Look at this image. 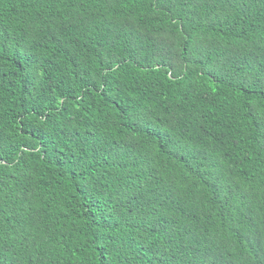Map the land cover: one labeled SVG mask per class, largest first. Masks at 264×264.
<instances>
[{
    "label": "trees",
    "instance_id": "trees-1",
    "mask_svg": "<svg viewBox=\"0 0 264 264\" xmlns=\"http://www.w3.org/2000/svg\"><path fill=\"white\" fill-rule=\"evenodd\" d=\"M0 264H264V0H0Z\"/></svg>",
    "mask_w": 264,
    "mask_h": 264
}]
</instances>
